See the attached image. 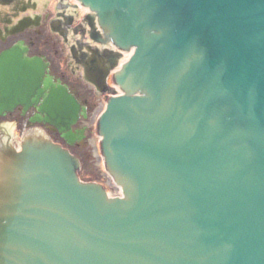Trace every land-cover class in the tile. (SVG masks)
Segmentation results:
<instances>
[{
    "label": "water",
    "instance_id": "95a60500",
    "mask_svg": "<svg viewBox=\"0 0 264 264\" xmlns=\"http://www.w3.org/2000/svg\"><path fill=\"white\" fill-rule=\"evenodd\" d=\"M79 1L135 49L99 124L125 198L81 183L62 148L25 144L0 182V264H264V0ZM25 54L0 57V116L39 106L32 123L74 144L82 107Z\"/></svg>",
    "mask_w": 264,
    "mask_h": 264
},
{
    "label": "flooded vegetation",
    "instance_id": "af4514ba",
    "mask_svg": "<svg viewBox=\"0 0 264 264\" xmlns=\"http://www.w3.org/2000/svg\"><path fill=\"white\" fill-rule=\"evenodd\" d=\"M24 22H29L30 26L22 27ZM92 23L93 17L73 0H0V57L15 47H22L27 50V57L40 58L47 63L48 79H52L55 85L65 86L83 108L80 121L73 130L79 132L78 138L81 135L85 138L77 141L75 147L87 139L89 130L85 123L97 108L96 100L103 98L107 104L118 94L114 73L105 78L113 60L111 56L107 59L106 53L112 50L102 48L87 54L79 52L83 47L81 41ZM87 68L96 70V80H105L104 93L85 81ZM35 117H39L38 109L25 112L24 108L18 107L0 121L13 124L15 132H22V136L30 132L44 133L53 142L61 144L63 140L57 131L49 126L31 124V118ZM7 144L15 146V139L0 137V153H11Z\"/></svg>",
    "mask_w": 264,
    "mask_h": 264
},
{
    "label": "rangeland",
    "instance_id": "374dc122",
    "mask_svg": "<svg viewBox=\"0 0 264 264\" xmlns=\"http://www.w3.org/2000/svg\"><path fill=\"white\" fill-rule=\"evenodd\" d=\"M105 100L103 98H98L96 100L95 110L91 114L90 119L87 120L85 126L88 128L89 133L87 134V139L84 144L75 148L77 157L80 159L81 163V172L80 177L84 182L96 181L102 185H104L109 193L112 196L119 194L116 186L113 183L112 178L106 171L104 160L100 150V136L97 131V122L98 118L103 112L105 108ZM2 122V121H1ZM8 132H11V136L14 137L16 133L14 132V128L10 125H5ZM17 135H20L17 133ZM16 139V143H19V136L14 137ZM18 146V145H17Z\"/></svg>",
    "mask_w": 264,
    "mask_h": 264
}]
</instances>
